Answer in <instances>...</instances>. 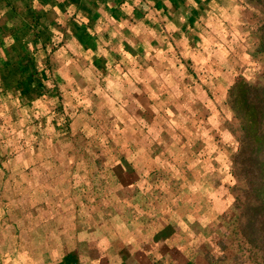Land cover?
I'll return each mask as SVG.
<instances>
[{
  "label": "crops",
  "instance_id": "0c3cea01",
  "mask_svg": "<svg viewBox=\"0 0 264 264\" xmlns=\"http://www.w3.org/2000/svg\"><path fill=\"white\" fill-rule=\"evenodd\" d=\"M166 2L168 9L158 0H0V251L27 253L10 264H264L236 254L219 224L226 201L211 190L218 169L210 162L216 137L208 122L203 117L197 134L187 135L205 146L181 161L170 131L160 126L172 121L160 117L161 109L214 105L208 92L219 100L235 77L220 47L208 51L205 32L196 51L172 37L174 7ZM93 33L107 39L93 43ZM136 41L144 46L143 66L134 60L106 66V54L124 53ZM79 47L90 52L95 93L106 102L97 106L109 108L116 123L137 121V150L124 145L111 164H22L16 150L8 154L4 137L25 133L48 145L70 123L67 107L75 110L71 123L81 116L78 105L88 99L70 77L83 75V56L67 58ZM34 148L28 163L50 155ZM221 203L222 212L212 208Z\"/></svg>",
  "mask_w": 264,
  "mask_h": 264
},
{
  "label": "rangeland",
  "instance_id": "374dc122",
  "mask_svg": "<svg viewBox=\"0 0 264 264\" xmlns=\"http://www.w3.org/2000/svg\"><path fill=\"white\" fill-rule=\"evenodd\" d=\"M170 1L175 13L172 21L168 23L169 28L171 26V28L175 29L172 37L185 40L187 47L196 51L205 32V37L210 40L211 46L208 51L211 50L210 53L213 55L214 50L212 49L220 47L218 56L221 59H226L228 75H234L235 77L226 85V91L221 92L219 100V93L213 90L208 92L214 105L204 108L200 103H195L193 107L188 108H169L171 112H169V109H161L160 117L162 118L165 115L169 119L168 116H172V121L170 120L168 127L163 126L164 124L160 121V126L165 128V131H170L171 137L174 139L171 142L172 147L176 150L177 161H181L185 158L186 154L190 153V149L196 153L205 146L201 144V140L187 138V135L190 137V133L192 132L197 134V128L200 126V120L203 117L208 122L205 127H207L208 132H212L216 137V141H213L210 146L215 151L211 152L212 158L210 162L212 167L214 166L218 169L210 177L211 186H213L214 182L216 183L215 188L212 187L211 190L212 193L220 192L221 199L224 197L226 201L225 210H223L224 205L222 203L220 205H212V208H221V212L223 210L219 224L226 234L225 238L231 243H235L237 247L236 254L242 253L244 256L254 260L249 251L248 242L243 240L235 223L232 222L238 208L236 192L239 180L233 171V156L239 148L240 122L227 102V93L231 84L236 80L244 78L246 80L257 81L259 75L264 71L262 57L254 53L257 40L255 32L257 31V27L264 21V0H260L259 3L256 0ZM169 4L166 0H158V7L160 8L168 9ZM177 11H180L179 13L182 18H177ZM136 14L134 16H137ZM79 22L87 29L88 24L83 18L79 19ZM103 39H107L104 34L97 35L93 33L90 41L100 43ZM215 42L217 43L215 44ZM143 48V43L136 41L131 43L124 53L106 54L103 59L105 58L106 66L113 63L130 64L132 60L138 65L143 66L146 58L139 55V53L143 52ZM77 50L68 51L67 58H74L75 53L79 54L80 58L83 56V75L81 77H70V79L75 78L77 82L82 84L83 92L81 94L83 95V102L85 99H88L82 107L78 105L79 109L77 112H80L81 116L71 123L72 114L75 113V110L67 107L65 113L70 117V123L63 124L64 128L49 139L51 143L48 145L42 140L32 141L30 138H27V134L25 133L15 134V138H13V135L10 138L4 137L3 144L4 147L6 144L5 149L8 150V154L16 150L18 161L22 164H54L67 160L68 162L80 164L83 167L87 166V164H111L118 162L116 158L122 157L115 153L123 149L124 145L127 144L131 149L135 148L137 150L139 141L137 121L132 120L128 124L116 123L110 117L109 108L97 106V102L104 105L106 102L99 99L98 92L95 93L97 83H94L92 78L96 77L97 74H95V70L90 69V52L81 47L77 48ZM91 58L94 60L93 65L97 67V57L92 56ZM69 62L70 60L67 61V66ZM67 70L68 73H71L72 68L67 67ZM122 74L126 75L130 73L127 70H123ZM195 79L196 76H194ZM103 83L99 81V86H102ZM65 99H67L66 96ZM131 110L136 111L137 108L133 107ZM22 127V130H25L30 126L28 124H18L15 128L21 130ZM219 136L221 137L220 144L218 143ZM30 148L48 149L50 155L46 156L42 154L39 160V155L37 154L38 156H33L32 162L28 163L27 159L29 158L28 152ZM58 159L60 160L58 161ZM135 159L134 163L138 164V156ZM85 174H89V172ZM117 189H121V187L118 188L116 184L113 189L115 190V194L119 191ZM103 193L104 189H100V194ZM114 206L118 207L120 204H115ZM100 207L102 211H105V206L102 205ZM26 254V252L19 251H0V264H10L14 257H26Z\"/></svg>",
  "mask_w": 264,
  "mask_h": 264
},
{
  "label": "trees",
  "instance_id": "16d2710c",
  "mask_svg": "<svg viewBox=\"0 0 264 264\" xmlns=\"http://www.w3.org/2000/svg\"><path fill=\"white\" fill-rule=\"evenodd\" d=\"M255 34L254 53L264 61V21ZM227 102L240 122L239 148L233 156L238 208L232 222L253 259L264 262V71L257 81L240 78L231 84Z\"/></svg>",
  "mask_w": 264,
  "mask_h": 264
}]
</instances>
